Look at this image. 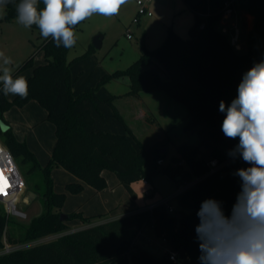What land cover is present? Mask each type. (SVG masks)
I'll return each instance as SVG.
<instances>
[{
    "label": "trees",
    "instance_id": "1",
    "mask_svg": "<svg viewBox=\"0 0 264 264\" xmlns=\"http://www.w3.org/2000/svg\"><path fill=\"white\" fill-rule=\"evenodd\" d=\"M184 1L195 16L188 37L168 27L162 44L155 49L141 44L139 58L126 70L109 72L97 57L94 46L67 61L68 48L57 47L48 37L17 69L20 72L33 67L36 56L43 53L45 63L35 67L27 79V98L16 95L8 99L0 84V125L1 122L8 124L4 118L7 110L37 100L48 111L57 135L50 160L41 166L27 145L16 139L11 128L0 127V141L11 154L23 156L24 162L32 161V169L41 171L42 181L29 188L37 193L36 199L45 208L30 224H18L10 232L8 241L31 243L51 234H61L54 240L2 255L0 264H200L196 227L200 223L197 213L202 202L219 201L225 215H229L240 192V178L235 173L249 167L242 158L233 159L229 155L239 138L225 137L221 130L225 113L219 110V105L221 101L230 105L238 95L243 75L255 63L264 61V0ZM19 3L20 0H11L5 6V20L13 21L17 17ZM229 6L241 7L255 17L244 53H239L230 37L216 26ZM43 7V0H39L38 10ZM139 19L137 13L134 20ZM31 27L39 30L36 25ZM124 76L130 78L126 95L138 96L143 90L158 88L185 103L189 108L188 126L198 131L200 144L180 145L179 155L162 167L158 161L166 155L161 147L170 138L168 131L162 139L145 147L114 104L118 95L105 86L109 79ZM212 159L221 164L214 172H210ZM58 167L97 191L107 188L103 171L109 170L134 198L133 183L149 181L161 170L178 184L193 183L177 195L183 208L178 213H170L168 203L164 202L151 209L67 232L70 220L91 223L103 215L87 217L73 211L66 214L65 220L61 219L67 192L78 194L84 184L69 183L66 192H56L52 171ZM11 222L14 223L11 216L0 214V248ZM147 226H152L168 242L169 250L180 253L184 247L187 258L173 261L168 252L157 256L142 248L138 239Z\"/></svg>",
    "mask_w": 264,
    "mask_h": 264
},
{
    "label": "rangeland",
    "instance_id": "2",
    "mask_svg": "<svg viewBox=\"0 0 264 264\" xmlns=\"http://www.w3.org/2000/svg\"><path fill=\"white\" fill-rule=\"evenodd\" d=\"M137 1L129 0L126 5L121 7L118 15L104 17L94 14L83 21L79 28L74 29L76 44L67 49V61L90 50L93 46V38L98 34L103 35V40L102 46L95 48V53L109 72L126 70L139 58L141 44L149 49L160 46L166 36L168 26L180 31L184 38L188 37L189 27L194 23L195 17L184 0H141L145 3L147 9L141 13L140 19L135 21L134 19L140 10ZM4 14L5 6L0 7V51L12 59L13 63L9 67L14 72L17 65L31 52L34 43H41L45 38L41 36L38 29L25 28L18 24L17 20H5ZM232 20L242 32L243 39L246 23H243L239 18V13L237 17L233 16ZM230 28L229 35L231 36L234 32V26ZM242 39L240 38V42ZM244 52H246L245 49L239 53ZM0 65H2V61H0ZM161 75L165 77L162 71ZM129 85L130 78L128 76L109 79L105 83V86L112 93L120 96L128 92ZM140 95L150 108L152 117L148 119L147 128L141 127V129H138L139 125L137 127L133 125L134 133L145 147H148L156 140L159 141L158 138L163 137L165 131H168L170 138L165 146L166 155L162 167L171 163L172 159L179 155L178 147L180 145L198 146L200 144L198 131L194 127L188 126L190 121L189 108L185 103L171 97L164 89L143 90ZM201 150L204 151V148H201ZM14 159L25 179L27 189L30 190L29 187H33L36 183L42 181L41 171L37 168L32 169V161L24 162L23 156H16ZM132 187L136 193V204L139 207L147 209L150 206L167 202L173 207L175 213L183 210L177 195L183 190L184 183L180 182L178 184L162 170L153 175L148 184L145 183V180H140L133 183ZM147 191H150L151 194H147ZM18 209L23 211L25 216H11L14 223L11 222L7 226V233L4 237L6 240L9 239L10 232L15 230L18 224L28 225L45 211L40 199L28 202L23 197L18 204ZM62 212L66 214L63 210ZM0 214L7 215L2 203H0ZM71 230L78 229H69L67 232H71ZM60 235L45 236L28 243V246L54 240ZM138 244L157 256L165 254L170 249L168 242L162 236L157 235L152 226L144 228L141 237L138 239Z\"/></svg>",
    "mask_w": 264,
    "mask_h": 264
},
{
    "label": "clouds",
    "instance_id": "3",
    "mask_svg": "<svg viewBox=\"0 0 264 264\" xmlns=\"http://www.w3.org/2000/svg\"><path fill=\"white\" fill-rule=\"evenodd\" d=\"M11 0H0V7ZM129 0H20L16 5L17 23L25 28L36 25L43 38L51 37L57 47L76 44L75 26L94 14L118 15ZM0 84L5 96H28L24 76L13 77V61L0 51ZM238 95L230 105L220 102L225 113L221 130L225 137L239 138L229 152L249 167L240 168V192L229 215L219 201L205 200L197 213L196 233L200 242V264H264V61L255 63L244 75ZM3 127V125H0Z\"/></svg>",
    "mask_w": 264,
    "mask_h": 264
},
{
    "label": "crops",
    "instance_id": "4",
    "mask_svg": "<svg viewBox=\"0 0 264 264\" xmlns=\"http://www.w3.org/2000/svg\"><path fill=\"white\" fill-rule=\"evenodd\" d=\"M235 13L229 14L228 17L222 16L217 21L216 26L230 37L229 29L236 24L232 20V17H237L239 13V18L243 23H246V26L243 39L242 32L240 31V38L242 40L240 42V49L237 50L238 52L244 49L246 51L248 35L254 27L255 17L240 7L236 9ZM13 21H16V18ZM192 25H190V27ZM176 31L182 36L180 31ZM38 44L39 43H34L31 52H29L27 57L17 65L16 70L13 72L14 78L17 76H24L27 80L33 74L35 67L45 63L43 53H39L35 58L33 67L17 72L19 65L35 51ZM99 60L101 59L99 58ZM126 93L122 94V96L118 95L114 100V104L133 131L135 130L133 125H135V127L139 125L138 129H141V127L147 128L146 126L149 124L148 119L150 115H152L150 108L144 102L140 94L138 96H133L126 95ZM15 96L16 95L9 94L7 98L12 100ZM4 118L8 121V124L4 123L7 127L6 129L11 128L16 139L19 142L25 143L29 150L35 155L40 165L45 166L50 160L57 143L56 126L48 119V111L41 106L37 100H31L22 107L13 106L4 113ZM161 138L162 137L158 138V140ZM103 175L106 178L108 186L103 190L97 191L94 187L82 182L77 176L64 168L58 167L52 171L56 192H66V186L69 183L81 182L84 184V189L78 194L67 192V199L62 209L66 214L78 211L82 212L83 215L87 217L103 215L102 217L94 218L91 223H83L79 219L70 220L68 221L69 229L85 228L90 225H96L122 217L133 211L146 209L137 206L135 198L125 186L120 183L115 173L104 170ZM28 191L29 189H26V193L23 196L26 201H28Z\"/></svg>",
    "mask_w": 264,
    "mask_h": 264
},
{
    "label": "built area",
    "instance_id": "5",
    "mask_svg": "<svg viewBox=\"0 0 264 264\" xmlns=\"http://www.w3.org/2000/svg\"><path fill=\"white\" fill-rule=\"evenodd\" d=\"M140 6L139 14L145 12L147 7L145 3L141 0L137 1ZM236 12L235 7H226L223 12V16L228 17L229 14ZM151 13L149 12V15ZM203 26V25H201ZM130 36V33L128 32ZM230 41L236 49H240V30L236 24H234V32L230 36ZM160 165L163 164V160H159ZM210 172H214L221 167V164L217 159H212L209 161ZM0 174H2L3 179H0V203L3 204L6 209L8 216H25V213L18 209V204L20 203L22 197L26 193V182L25 179L13 157L11 152L0 142ZM145 183L148 184V180L144 179ZM191 183H184L183 190L190 186ZM182 190V191H183ZM151 194L150 191L146 192ZM155 205L151 206L153 208ZM167 209L170 213L175 210L168 204ZM28 247V243H11L4 238V244L0 248V256L11 253L17 249ZM168 254L171 260H179V252L168 250Z\"/></svg>",
    "mask_w": 264,
    "mask_h": 264
},
{
    "label": "water",
    "instance_id": "6",
    "mask_svg": "<svg viewBox=\"0 0 264 264\" xmlns=\"http://www.w3.org/2000/svg\"><path fill=\"white\" fill-rule=\"evenodd\" d=\"M102 40H103V35L102 34L96 35L93 38V46L95 48H100L102 46ZM154 69L157 70L156 67ZM1 125H3V130H6L7 127L4 125L3 122H1ZM161 151H162V153L165 152L166 148L165 147H161ZM36 197H37V193H35L32 190L28 191V201H33ZM66 217H67V215L62 213L61 219L64 220V219H66ZM179 258L180 259L187 258L186 249L184 247H182V249L180 250Z\"/></svg>",
    "mask_w": 264,
    "mask_h": 264
},
{
    "label": "snow or ice",
    "instance_id": "7",
    "mask_svg": "<svg viewBox=\"0 0 264 264\" xmlns=\"http://www.w3.org/2000/svg\"><path fill=\"white\" fill-rule=\"evenodd\" d=\"M0 179H3V176H2V174H0Z\"/></svg>",
    "mask_w": 264,
    "mask_h": 264
}]
</instances>
